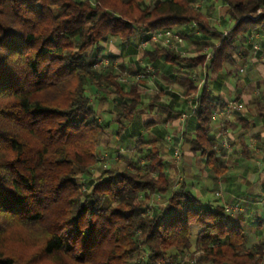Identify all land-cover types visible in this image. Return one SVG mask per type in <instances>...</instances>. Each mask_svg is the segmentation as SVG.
Segmentation results:
<instances>
[{"label":"trees","instance_id":"16d2710c","mask_svg":"<svg viewBox=\"0 0 264 264\" xmlns=\"http://www.w3.org/2000/svg\"><path fill=\"white\" fill-rule=\"evenodd\" d=\"M146 1L0 0V97L6 98L0 102V121L18 129L0 127V218L42 229L40 252L60 263L67 256L84 264L105 244L97 255L101 264H131L141 248L145 264H190L192 248L201 253L197 264H264V245L249 247L244 228L228 220L223 205L204 207L185 184L173 188L159 151L146 148L149 140H137L132 168L110 171L86 195L75 181L78 176L91 178L102 135L116 122L121 137L142 105L139 86L127 88L117 80L112 56L106 70L98 69L102 43L117 38L137 49L149 32L195 20L201 29L208 26L194 0H159L153 7ZM217 1L229 6L236 21L230 31L219 34L218 44H200L199 55L190 59L169 48L141 56L155 61L165 54L178 72L182 61L189 63V71L206 63L205 83L199 88L191 82L186 94L198 92L199 98L198 109L184 124L192 119L191 151L220 176L229 166L216 156L210 133L213 114L225 103L211 98L208 80L232 59L237 41L246 42L250 31H264V0ZM259 10L258 18L245 19ZM207 47L212 56L206 62L201 52ZM117 68L130 70L124 63ZM89 84L103 92L98 101L108 100L101 86L115 88V118L99 121L86 93ZM49 89L63 97L52 106L40 95ZM253 104L264 122V94ZM176 113L171 119L179 118L181 112ZM238 120L246 129V120ZM26 134L36 140L33 145ZM86 144L91 150L81 149ZM154 194L161 195L162 206L150 203ZM192 225L200 228L195 236ZM0 264L14 260L0 250Z\"/></svg>","mask_w":264,"mask_h":264},{"label":"crops","instance_id":"0c3cea01","mask_svg":"<svg viewBox=\"0 0 264 264\" xmlns=\"http://www.w3.org/2000/svg\"><path fill=\"white\" fill-rule=\"evenodd\" d=\"M157 2L154 3L152 0H148L146 4L153 7ZM195 4L206 16L208 26L205 29H201L195 20L191 24H183L175 28L182 35V41L178 44L181 53L177 49L174 50L185 59L196 58L199 55L197 47L202 43H208L210 46L218 44L220 41L219 34H226L236 24L232 16H227L229 6L223 2L217 0H194ZM252 34H257L260 41H262V50L258 52H254L252 48V43L250 42ZM103 43L108 46V51L102 47L103 50L107 53L110 52V56L113 59L119 58L121 63H124L133 72L141 71L147 74L146 77L139 79L141 85H148L152 81L154 86L161 89V95L157 100L149 102L144 100L142 102L143 111L146 114L145 117H152L156 120L155 122L152 120L144 121L143 124L150 123L149 129H152L154 124H163L167 133L169 132L168 134L176 131L182 134L181 139L170 142L171 146L168 144L169 146L163 148L162 151L163 156L167 159L165 161V172L168 175L171 172H174V175L176 174L174 179L170 177L173 188L178 187L180 184H185L192 194L203 192L206 188V181L211 176L215 192L221 191L223 199L216 195L204 202L201 197H197V199L201 201L204 207L214 208L221 206L223 205L222 200L243 206L245 208L244 212L227 214L228 220L244 228L248 237L249 247H255L257 244L264 245V122L251 104L254 100V95H259L264 84V31H250L246 35V42L237 41V50L234 52L232 59L224 64L219 74L211 73L209 76L208 90L211 98L219 103H225L224 108H218L214 112L217 113V119L212 121V131L210 133V138L215 143L216 156L229 166V169L220 176L216 175L205 164L202 157V164L197 161L198 153L191 151V140L195 136V131L191 129V126H193L192 119L190 118L187 124H180L179 119H171L170 117L171 114L176 115V112H182L185 109L184 96L189 91L191 82L198 85L202 77L198 78L197 75L199 74L200 76L201 72H204L203 68H205L206 63L199 64L195 69L189 71V63L182 61L179 66L180 72H178L172 63L165 60V54H160L155 61L141 56L144 51H161L169 47L151 44L146 48L138 47L135 49L130 48L128 44H122L117 38H114L111 43L107 41ZM206 50L211 52V47H207L201 53L205 54ZM148 64L153 66L152 72L147 71L146 65ZM238 64H242V67H238ZM241 68H244L243 73L240 71ZM187 71L191 72L190 76ZM141 87L144 86L142 85ZM234 89L238 90L239 94L231 97L229 94ZM87 92H90V89ZM219 94L224 95V98L216 99ZM87 96L91 99V95L87 93ZM233 98L234 100H244L248 105V111L240 115L236 113L232 116H227L224 110L228 102ZM114 102H117L116 98ZM108 104L107 110L109 112L105 113L115 118L119 112L111 109L114 105L113 102L110 101ZM238 118L246 120L248 123L246 129L244 128V122L238 120ZM98 119H102L99 114ZM103 120H107V118L104 117ZM156 139L154 135L148 139L153 147ZM228 139L231 141L230 144L233 145H231V150L226 149L222 144L224 140ZM126 142L125 137L121 136L119 145L118 138L119 147L121 144L125 147ZM178 143H180L182 152L180 158L176 160L173 155ZM169 150H171L170 155H168ZM113 151H115V146H112L107 154L113 158L123 155L119 151L114 156L112 155ZM234 152H236L235 155H233ZM199 162L200 165L204 163L208 178L203 177L201 173L198 175L194 171L195 168L198 169L196 166ZM230 167H233V169L237 168L238 174L242 173L245 177L242 175L237 177L238 174L232 172L231 174ZM242 178L244 180H241Z\"/></svg>","mask_w":264,"mask_h":264},{"label":"rangeland","instance_id":"374dc122","mask_svg":"<svg viewBox=\"0 0 264 264\" xmlns=\"http://www.w3.org/2000/svg\"><path fill=\"white\" fill-rule=\"evenodd\" d=\"M147 2H148V0H147ZM152 2L155 3V2H157V0H152ZM194 7L197 8L196 4L194 5ZM227 14H228L227 15L228 17L231 16L229 10H228ZM261 14H262V11L259 10L255 15H253V14L247 15L245 17V19H248L250 17L251 18L252 17L258 18ZM255 40L257 42H260V44H262V41H260L259 37H256ZM108 42L111 43L110 41H108ZM178 44H180L179 41H177L175 39H171V43L166 47H169V48H172L175 50L177 49L181 53L180 47L178 46ZM102 47L104 48V50L108 51V46L106 45V43L105 44L102 43ZM104 50L101 51L102 55H101L100 60H103L104 58L105 59L111 58L110 52L107 53ZM206 51H207V52H205L206 61H209L208 55H209V58H211L212 55H211L210 51H208V50H206ZM120 63H121V60H119V58L114 59L113 65H114V68H116V70H117V76H118L117 80L127 88L132 86V85H135V84L140 86V87L143 85L145 88L141 87V91H140L142 102L144 100L146 102H149L152 100L155 101V99L157 100L158 97H160L161 89L154 86L152 81L149 82L148 85L147 84L141 85V83L139 82V79L135 78V75H136L135 72L133 73V71H131V70L120 71L117 68V65ZM109 66H110V62L108 59V62L105 61L104 64L99 65L98 69L104 71ZM239 66L242 67V64H238V67ZM233 73L235 74V72H233ZM203 75H204V72L202 71L200 76H199V74L197 76H198V78H200V77H203ZM198 85H199V83H198ZM101 87H103L102 88L103 91H105V90L107 91L106 94L104 92V95H106L108 100L107 101H105V100L104 101H98V99H96V98L102 97L103 92L100 90L98 91L96 85H94L92 87V84H89L88 89H90V92H87V93H88V95H91L90 96L91 97V99H90L91 104L94 107V109L96 111H98L97 114H99L100 118H102V119H99V121H103L104 117H106L107 119H113L112 115L106 114L105 112H109L107 110V108L109 106L108 103L110 101L113 102V104H114L111 107V109L114 110L115 112L118 110L116 107V103L114 102L115 98H116L115 88L113 86H110L107 89L104 86H101ZM195 93H198V92H191L189 95H185L184 99L186 100L187 98L191 97ZM59 94L60 93L58 91H55L53 89H49L47 91L42 92L40 95L42 96V98L46 104L52 106L53 104H55V102L57 103L58 99L61 100L63 98ZM238 94H239L238 90L234 89L231 91V93L229 95H231V97H235ZM262 94H264V84L261 88L259 95L255 94L253 99L261 96ZM222 98H224V95L219 94L216 99H222ZM3 100L5 101L6 98L3 99V97H0V102H2ZM232 100H234V98ZM232 100H230V101H232ZM235 100H240V99H235ZM242 102L244 103V105L246 107V112H247L248 111V105L244 100H242ZM251 104H252L254 110H256V106L253 104V102ZM145 116H146V114H144L143 105H141L138 108L134 119L128 123L126 130L122 134V136H124L125 139L127 140L125 147H123L122 144L119 147L120 137H118L116 135V128H117L116 122H114L111 125L110 129L107 130L106 133H104L102 135L101 143L99 146V152H98V160L99 161H98V164L91 169L92 170L91 178H87L86 176H78L77 180H75L76 182L81 183L80 184L81 191L83 192L84 195H86L89 192L90 186L93 183L107 177L108 174L110 173V171H114V170L121 171L125 168H132L133 167V162L135 161L134 159L136 158L133 154V149H134L135 145L137 144L138 139L148 140L154 135L157 138L155 146L153 147L151 145V142H150V143L146 144V148L159 151L161 153L160 156L162 157L164 164L166 163L165 161L167 159L163 156L162 151H163V148L168 147L169 145L171 146V143L169 141H167V139H166L169 132L167 133L163 124H154V127L152 129L145 130V126L143 124L144 121L145 122L148 120H152L154 122L156 121L152 117H145ZM0 127H3V128L8 127L9 128L8 130L10 132H12V131L16 132L18 130L15 126H12L11 124L3 121L2 119L0 121ZM4 130H6V129H4ZM177 132L178 131H176L174 133L177 134ZM166 133H167V135H166ZM26 136H27V139L31 145H33L34 142H36V140L30 134H26ZM118 138H119V145H118ZM228 141H229V143H231V141L229 139H228ZM38 145H40L39 142H38ZM177 145L180 147V143H178ZM112 146H115V151H113L112 155L115 156L119 151L123 155L118 156V157H114V158L111 157V155H108L107 154L108 150H110L112 148ZM77 148H79V147H76L73 151H75ZM81 149L91 150V145L86 144ZM147 149H146V151H147ZM170 151L171 150H169L168 155H170V153H171ZM181 152H182V149L180 147V156H181ZM0 153H2V151H0ZM235 154H236V152L233 153V155H235ZM173 157L176 160H178L180 158V157H176L175 155H173ZM144 158L141 157L142 162H145ZM197 161H200L202 164L201 156L199 153L197 154ZM200 162L196 166V167H198V169L195 168L194 171H196L198 173V175H200L199 173H201L203 177L208 178L209 176H206L207 173H206L205 165H204V163H203V165H200ZM154 163H155V161H154ZM202 169H203V171H202ZM231 172L238 174V169L237 168L233 169V167H230V173ZM240 175L243 176V174L241 173V174H238L237 177H240ZM175 176H176V174L174 175V172H171L169 174V177H172V179H174ZM210 177L208 178V181H206V185H205L206 188L204 189V191L203 192L200 191L198 193L192 194L193 197H195V198L201 197L203 199V202L206 201L207 199L211 198V197H215V186H214L213 179ZM243 177H245V176H243ZM241 180H244V178H242ZM243 182L245 183V181H243ZM159 196H161V195H159ZM162 202H163L162 198H159L158 194H154L150 200V203L153 205L162 206ZM244 210H245V208H244ZM0 220H1L0 222L2 224V226H1L2 232L0 233V250L6 256L12 257L14 260V264H81V263H83V262H78L74 259H71L67 256L63 257L64 262H61V263L58 262V260H55L49 256H44L40 252V250L42 248V244H43V237L45 236L42 229H40L37 226L23 225V224L15 221V220H12L10 217H6L4 215L1 216ZM199 230H200V228L198 226H195V225L191 226V231L193 233V236H195V234ZM104 246H105V244H103V247L100 250H99L100 247H98L94 253V256H93L95 258L92 257L93 259H90L89 261H87L84 264H88V262L90 264H101L102 259L97 257V255H98L99 251L101 253L105 250V248L107 246L106 247H104ZM142 250H144V249L141 248V251H139V253L137 252V254L134 256L131 264H145V260H147V255ZM262 253L264 255V249H263ZM200 255H201V253L196 254V252L192 248V250L190 251V254L187 256L189 263L190 264H197L196 261H197L198 256H200Z\"/></svg>","mask_w":264,"mask_h":264},{"label":"built area","instance_id":"2783aa9c","mask_svg":"<svg viewBox=\"0 0 264 264\" xmlns=\"http://www.w3.org/2000/svg\"><path fill=\"white\" fill-rule=\"evenodd\" d=\"M148 34V39L145 40L142 44L141 47L142 48H146L148 46H150L151 44H156L159 46H163L166 47L171 43V39H175L177 41H182V35L178 30L175 29H167V30H158V31H154V32H149ZM258 37L257 34H252V36H250V42L252 43V48L254 50V52H258L260 50H262V44H260V42H257L255 40V38ZM110 42H113V40L111 39ZM211 58H209L208 55V60H210ZM105 61L108 62V59H103L100 61V64H104ZM146 69L147 71H153V66L151 64L146 65ZM204 70V75L201 78V80L199 81V85L198 87L202 86L205 83V79H206V74H205V68H203ZM241 73L244 72V68L240 69ZM147 74L144 72H138L135 75L136 79H141L146 77ZM199 87V88H200ZM198 98H199V94L195 93L193 94L191 97L187 98L185 100V109L181 112L180 116H179V123L180 124H184L185 120L188 118V116L195 112L198 109ZM225 114L227 116H232L233 114H244L246 112V107L244 105V103L242 102V100H232L230 102H228L226 108H225ZM217 113L213 114V120L217 119L216 117ZM182 134L178 133H170L167 136V141L169 142H174L176 141V139H181ZM223 146L228 149L231 150V144L229 143L228 140H224L222 142ZM174 155L176 157H180V147L178 145H176L175 147V151H174ZM215 195L221 199H223L222 197V192L221 191H216ZM159 198H161V196L158 195ZM223 202V207L225 209V211L230 214V213H241L244 212V207L239 205V204H231V203H227L224 202V200H222ZM264 202V200H263Z\"/></svg>","mask_w":264,"mask_h":264}]
</instances>
